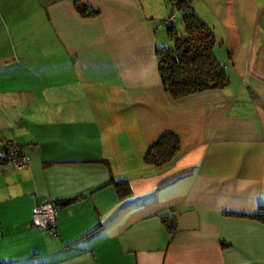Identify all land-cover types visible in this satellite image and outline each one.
Here are the masks:
<instances>
[{"label": "crops", "instance_id": "1", "mask_svg": "<svg viewBox=\"0 0 264 264\" xmlns=\"http://www.w3.org/2000/svg\"><path fill=\"white\" fill-rule=\"evenodd\" d=\"M155 1L0 0V264H264V224L225 215L264 211V0L214 49L228 85L177 101ZM166 131L174 157L144 163ZM48 202L55 234L30 224Z\"/></svg>", "mask_w": 264, "mask_h": 264}, {"label": "trees", "instance_id": "2", "mask_svg": "<svg viewBox=\"0 0 264 264\" xmlns=\"http://www.w3.org/2000/svg\"><path fill=\"white\" fill-rule=\"evenodd\" d=\"M170 8V14L180 12L182 30H175L172 21L165 25L171 46L154 50L159 82L169 97L184 99L194 93L221 90L229 83L225 67L217 59L214 51L215 39L210 30L190 9L191 0H163ZM75 11L81 17H94L98 11L81 2H74ZM175 18V17H174ZM175 20V19H174ZM179 147L178 136L170 131L161 133L145 149L142 160L146 164L159 166L170 161ZM233 217H248L264 224V211L255 214L225 212ZM171 232L172 222L162 219Z\"/></svg>", "mask_w": 264, "mask_h": 264}, {"label": "rangeland", "instance_id": "3", "mask_svg": "<svg viewBox=\"0 0 264 264\" xmlns=\"http://www.w3.org/2000/svg\"><path fill=\"white\" fill-rule=\"evenodd\" d=\"M244 0H191L190 9L197 16V18L210 30L211 34L215 39V47L214 49L217 52L218 45H222L220 52L226 53L232 51L226 44L219 43V39L221 35H229L231 39L235 37V33L237 35L239 32V36L242 37L243 34L249 31V25L245 18L247 14H244V10L240 9L241 3ZM154 10L159 13L161 10H165L166 14L159 19L160 25L162 27V41L158 44L159 47H169L171 46V40L168 38L165 30V25L163 20L170 15V8L164 3L163 0H156L152 8L149 11L154 12ZM175 20L172 21V25L175 27V30L180 32L182 30L180 24V12L174 11L172 12ZM245 22V23H244ZM225 30V31H224ZM226 32V33H225ZM225 33V34H224ZM246 35V34H245ZM244 36V35H243ZM242 43V42H239ZM240 48V44L237 46ZM225 71L228 74L230 80H232V76L230 74V70L225 67Z\"/></svg>", "mask_w": 264, "mask_h": 264}, {"label": "built area", "instance_id": "4", "mask_svg": "<svg viewBox=\"0 0 264 264\" xmlns=\"http://www.w3.org/2000/svg\"><path fill=\"white\" fill-rule=\"evenodd\" d=\"M173 13L163 20L164 25L170 21H174ZM3 156L6 164L15 170L24 168L27 165V156L22 154L20 149L7 145L3 148ZM57 205L54 202H48L36 207L33 210L30 224L37 229L48 230L51 234H55Z\"/></svg>", "mask_w": 264, "mask_h": 264}]
</instances>
